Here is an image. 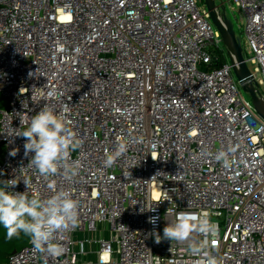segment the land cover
I'll return each mask as SVG.
<instances>
[{
    "label": "built area",
    "instance_id": "obj_1",
    "mask_svg": "<svg viewBox=\"0 0 264 264\" xmlns=\"http://www.w3.org/2000/svg\"><path fill=\"white\" fill-rule=\"evenodd\" d=\"M227 3L264 100V0ZM216 51L225 63L210 69ZM0 94V187L15 179L8 191L67 190L79 202L78 227L57 233L63 255L35 253L30 240L7 264H195L209 254L264 264V122L199 0H0ZM45 106L81 141L74 177L41 175L16 135ZM121 141L126 151L105 167ZM179 213H207L215 235L163 238Z\"/></svg>",
    "mask_w": 264,
    "mask_h": 264
},
{
    "label": "clouds",
    "instance_id": "obj_2",
    "mask_svg": "<svg viewBox=\"0 0 264 264\" xmlns=\"http://www.w3.org/2000/svg\"><path fill=\"white\" fill-rule=\"evenodd\" d=\"M48 96H54L50 91ZM68 109L65 108L64 112ZM24 122L21 121V124ZM18 136L25 138V155L34 153L31 166L46 177L55 175L61 168L65 176L74 177L80 169L79 161H69L71 152L79 149L81 141L77 138L67 124L64 113H57L52 107L45 106L33 115L23 131H17ZM126 143H118L116 150L107 155L105 167H112L117 158L126 151ZM15 150L10 155H15ZM216 159L228 166L226 153L221 150ZM28 189V182L24 181ZM17 184L15 179L3 181L0 187V226L7 230L8 238L18 236L20 233L30 237L33 251L45 257H59L64 254L65 248L57 241V233L78 227L79 202L67 190L55 191L53 195L42 199L39 195H29L8 191L9 187ZM155 224L156 218H150ZM217 225L214 224L207 213L196 216L189 213H179L174 223H168L163 229V238L171 241H185L190 238L193 231L205 235H215ZM162 237L157 233L156 242ZM205 239L194 242L189 251L195 255L207 247ZM169 264H175L169 260ZM195 264H220L218 258L209 254L198 259Z\"/></svg>",
    "mask_w": 264,
    "mask_h": 264
},
{
    "label": "water",
    "instance_id": "obj_3",
    "mask_svg": "<svg viewBox=\"0 0 264 264\" xmlns=\"http://www.w3.org/2000/svg\"><path fill=\"white\" fill-rule=\"evenodd\" d=\"M212 25L217 30L223 46L227 49L228 60L232 67L234 77L241 88L250 98L258 118L264 122V100L257 90V85L252 81V76L243 57L241 41L236 37L233 25L227 19L223 3L220 0H203Z\"/></svg>",
    "mask_w": 264,
    "mask_h": 264
},
{
    "label": "rangeland",
    "instance_id": "obj_4",
    "mask_svg": "<svg viewBox=\"0 0 264 264\" xmlns=\"http://www.w3.org/2000/svg\"><path fill=\"white\" fill-rule=\"evenodd\" d=\"M199 1L204 6V1ZM220 2L224 3L226 17L231 21L236 37L241 41V45L243 47V57L245 59H248L249 56L244 46L243 22L241 20V17L236 9L234 11L231 10L230 6L227 3V0L216 1L217 4H220ZM248 68L251 72H253V66L251 64H248ZM240 94L242 99L250 101L249 96L245 94L241 90V88ZM7 108L8 100L0 94V113ZM193 232L190 236V240L193 238ZM29 241L30 237L26 236L23 233H20L18 236H13L12 238H8L7 230L3 226H0V264L3 259H5L6 255L14 253L15 251L21 250L22 248L26 247Z\"/></svg>",
    "mask_w": 264,
    "mask_h": 264
},
{
    "label": "trees",
    "instance_id": "obj_5",
    "mask_svg": "<svg viewBox=\"0 0 264 264\" xmlns=\"http://www.w3.org/2000/svg\"><path fill=\"white\" fill-rule=\"evenodd\" d=\"M215 57H216V61H214L211 65H210V69H213V68H218L220 66H222L224 63H225V57H223V55H221L220 52L216 51L215 53ZM29 244V243H28ZM27 244V245H28ZM20 251V250H18ZM18 251H15V252H18ZM12 254V253H11ZM11 254H8L5 256V259H3V261L1 262V264H7L8 262V257L11 255Z\"/></svg>",
    "mask_w": 264,
    "mask_h": 264
},
{
    "label": "crops",
    "instance_id": "obj_6",
    "mask_svg": "<svg viewBox=\"0 0 264 264\" xmlns=\"http://www.w3.org/2000/svg\"><path fill=\"white\" fill-rule=\"evenodd\" d=\"M6 110V109H5ZM4 111V110H3ZM90 248V247H89ZM93 258V257H92ZM88 259H89V257H88ZM91 259V258H90Z\"/></svg>",
    "mask_w": 264,
    "mask_h": 264
}]
</instances>
